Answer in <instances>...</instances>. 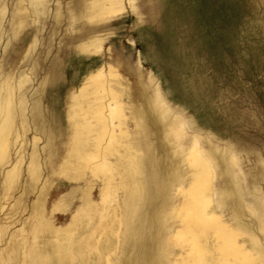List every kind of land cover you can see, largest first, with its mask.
Instances as JSON below:
<instances>
[{
	"label": "bare ground",
	"instance_id": "6f19581e",
	"mask_svg": "<svg viewBox=\"0 0 264 264\" xmlns=\"http://www.w3.org/2000/svg\"><path fill=\"white\" fill-rule=\"evenodd\" d=\"M156 1L0 0V264H264V144L113 48Z\"/></svg>",
	"mask_w": 264,
	"mask_h": 264
},
{
	"label": "rangeland",
	"instance_id": "374dc122",
	"mask_svg": "<svg viewBox=\"0 0 264 264\" xmlns=\"http://www.w3.org/2000/svg\"><path fill=\"white\" fill-rule=\"evenodd\" d=\"M156 4L159 13L152 24L135 28L128 14L113 21L117 26L113 48L131 60L135 49L146 50L149 43L162 49L169 57V71L159 74L161 84L172 86L175 99L184 100L200 122L217 132L264 144V3L157 0ZM128 33L135 36V47L125 39ZM142 63L157 72L152 62ZM130 80L134 82V77Z\"/></svg>",
	"mask_w": 264,
	"mask_h": 264
},
{
	"label": "snow or ice",
	"instance_id": "6c2138e0",
	"mask_svg": "<svg viewBox=\"0 0 264 264\" xmlns=\"http://www.w3.org/2000/svg\"><path fill=\"white\" fill-rule=\"evenodd\" d=\"M133 58H134V53H133ZM149 59L152 62L153 68L156 69L157 74H162L164 72L169 71V64H168L169 57L162 49L157 48L151 54ZM262 75H264V73H262ZM262 123H264V121H262Z\"/></svg>",
	"mask_w": 264,
	"mask_h": 264
}]
</instances>
